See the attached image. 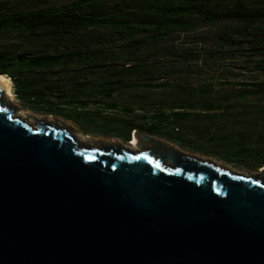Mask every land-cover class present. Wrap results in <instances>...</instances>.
Listing matches in <instances>:
<instances>
[{"label":"water","instance_id":"1","mask_svg":"<svg viewBox=\"0 0 264 264\" xmlns=\"http://www.w3.org/2000/svg\"><path fill=\"white\" fill-rule=\"evenodd\" d=\"M5 93L0 264H264V173L144 132L140 149L88 143Z\"/></svg>","mask_w":264,"mask_h":264},{"label":"trees","instance_id":"2","mask_svg":"<svg viewBox=\"0 0 264 264\" xmlns=\"http://www.w3.org/2000/svg\"><path fill=\"white\" fill-rule=\"evenodd\" d=\"M226 56L264 75V0H0V74L24 106L126 143L195 132L258 169L264 77L227 92L201 81ZM141 89L174 91L138 105Z\"/></svg>","mask_w":264,"mask_h":264},{"label":"rangeland","instance_id":"3","mask_svg":"<svg viewBox=\"0 0 264 264\" xmlns=\"http://www.w3.org/2000/svg\"><path fill=\"white\" fill-rule=\"evenodd\" d=\"M244 57L238 56H226V58L222 59L219 63H217L214 67L209 68L205 65L203 78L201 81L203 84L213 83L217 85V91L227 92L228 90H239L242 88V84H247L250 81H254L256 78H263L264 75L259 73L258 71L253 70L251 67L247 66V62L244 60ZM12 80V79H11ZM199 78L197 76L191 77V82L195 85H199ZM168 91L174 90H154V91H145L143 89L139 90V95H132L133 100H136L138 105L146 104V101H151L159 98H164L168 95ZM12 92H13V100H9L16 107V111L18 114H22L25 117H28L32 120L34 118H48L52 121L58 120L64 123H67L73 126L76 130V133L80 135V138L88 143L94 142H107V143H126L123 139L114 136L112 133L97 130L85 123H77L73 120L67 119L63 116H56L54 114L43 113L37 111L33 108L24 106L23 103L16 97L13 90V82H12ZM177 97L179 94L177 93ZM204 96V95H203ZM202 96V97H203ZM129 98L128 95H123L118 97V101H126ZM123 106V105H121ZM139 109L138 111H140ZM110 115L115 114H123L122 110L119 111H108ZM184 133V135H183ZM190 132H186L182 130L179 135H182L181 143L183 147L171 143L168 139L164 138L165 141L177 146L178 148L189 152L191 154L198 155L205 159H210L216 163L222 164L224 166L231 167L237 171L251 172V173H264V166L258 169H253L251 167L241 165L237 160L235 161L234 153L230 149L223 148L222 145L217 144L216 142L208 139L207 136L199 135L195 132H191V134H187ZM134 132L132 133V138ZM137 137V136H136ZM158 138H161L157 136ZM163 139V138H162ZM132 141V140H131ZM129 141V143L131 142ZM141 138L137 137V149H140Z\"/></svg>","mask_w":264,"mask_h":264},{"label":"bare ground","instance_id":"4","mask_svg":"<svg viewBox=\"0 0 264 264\" xmlns=\"http://www.w3.org/2000/svg\"><path fill=\"white\" fill-rule=\"evenodd\" d=\"M0 80H2L5 84L6 90L8 93H5L6 99L9 100H13V92H12V80L10 77H8L7 75H3L0 74ZM10 102V101H9ZM12 104V103H11ZM18 114V113H17ZM78 135V134H77ZM137 135L134 134L132 141L129 143V145L132 148H137ZM78 137L80 138V135H78ZM81 139V138H80Z\"/></svg>","mask_w":264,"mask_h":264},{"label":"crops","instance_id":"5","mask_svg":"<svg viewBox=\"0 0 264 264\" xmlns=\"http://www.w3.org/2000/svg\"><path fill=\"white\" fill-rule=\"evenodd\" d=\"M135 132V131H134ZM187 134H191V132L190 133H187ZM183 135H184V133H183ZM157 136H159V137H161V138H166V137H162V136H160V135H157ZM167 139V138H166ZM169 140V139H168ZM169 141H171V143H174V144H176V145H179V146H181V147H183V145L182 144H180V142H175V141H172V140H169Z\"/></svg>","mask_w":264,"mask_h":264}]
</instances>
